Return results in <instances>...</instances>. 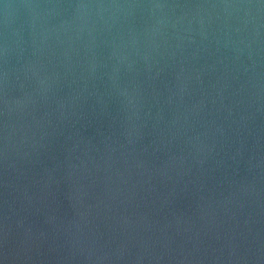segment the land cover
Returning a JSON list of instances; mask_svg holds the SVG:
<instances>
[{
	"label": "water",
	"instance_id": "obj_1",
	"mask_svg": "<svg viewBox=\"0 0 264 264\" xmlns=\"http://www.w3.org/2000/svg\"><path fill=\"white\" fill-rule=\"evenodd\" d=\"M0 264H264V0H0Z\"/></svg>",
	"mask_w": 264,
	"mask_h": 264
}]
</instances>
